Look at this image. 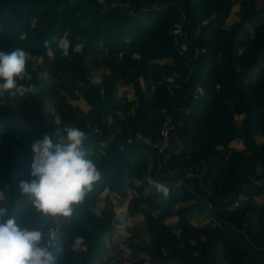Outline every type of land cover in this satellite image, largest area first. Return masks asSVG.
<instances>
[{
	"label": "trees",
	"instance_id": "obj_1",
	"mask_svg": "<svg viewBox=\"0 0 264 264\" xmlns=\"http://www.w3.org/2000/svg\"><path fill=\"white\" fill-rule=\"evenodd\" d=\"M238 1L240 21L226 25ZM183 14L191 41L187 54L170 33ZM255 18L248 37V21ZM201 47L205 53H197ZM17 48L27 54L25 79L18 84L33 90L0 98V206L9 207L25 226L46 236L56 233L50 249L56 264H109L114 246L104 235L115 229L116 211L108 197L99 213L94 208L104 191L124 199L129 189L136 191L129 214L142 215L153 235L151 244L134 245L124 256L131 264L148 259L141 254L151 264H264V200L256 198L263 189L254 180L255 164L264 171V141L256 139L264 134V5L258 7L257 0H0V51ZM32 57L41 62L35 65ZM167 57L174 62L150 65ZM104 67L110 73L94 81ZM127 84L134 86L132 100L119 96ZM191 84L201 85L204 94L188 103L184 95ZM79 97L87 111L69 102ZM47 103L55 113L46 111ZM162 111L172 113L176 125L167 160L180 170L174 178L167 166L159 170L156 148L127 142L137 131L157 137ZM111 115L115 134L109 136ZM66 125L85 132L84 148L101 179L71 218L53 220L35 213L18 185L31 179L32 143ZM237 138L243 149L231 147ZM186 169L196 174L185 177ZM149 177L169 188L166 197L148 184ZM239 199L242 204L229 210ZM204 207L222 227L193 223ZM172 217L175 224L168 223Z\"/></svg>",
	"mask_w": 264,
	"mask_h": 264
},
{
	"label": "clouds",
	"instance_id": "obj_2",
	"mask_svg": "<svg viewBox=\"0 0 264 264\" xmlns=\"http://www.w3.org/2000/svg\"><path fill=\"white\" fill-rule=\"evenodd\" d=\"M47 43V42H46ZM63 55H68V43L63 44ZM26 52L17 48L0 51V98L25 96L32 87L18 84L25 79ZM86 134L70 125L57 128L52 135L31 145L33 160L29 180H21L18 188L30 200L31 209L44 218H71L77 206L84 203L101 172L90 153L84 148ZM148 184L166 197L169 188L148 178ZM2 203V201H0ZM56 238L54 231L47 236L41 229L25 226L10 215L9 207L0 206V264H56L50 250ZM83 238L76 239L81 245Z\"/></svg>",
	"mask_w": 264,
	"mask_h": 264
},
{
	"label": "rangeland",
	"instance_id": "obj_3",
	"mask_svg": "<svg viewBox=\"0 0 264 264\" xmlns=\"http://www.w3.org/2000/svg\"><path fill=\"white\" fill-rule=\"evenodd\" d=\"M31 59L33 60L35 65L37 63L41 62V58H39V57H32ZM256 73L257 72H255V75H256ZM96 75L93 76V79L100 83V79H99L100 75H97V76ZM44 76H46V74H44ZM178 76H180V75H178ZM179 78H177V79H179ZM123 91H124V88L122 86L119 89V96L123 95ZM11 97L14 99L15 96H11ZM69 102L74 106H78V107L82 108L84 111H87L89 108L87 102L84 100L83 97H79L78 99H70ZM46 111H51L52 113H55L54 106L51 103H47L46 104ZM123 113H124V111L122 108L117 111V115L119 117H122ZM56 119L58 120V118H56ZM236 121L239 122L240 117L237 116ZM113 122H115V117L111 115L108 118V124L110 125L109 136H112L113 134H115V130H114L115 124L112 125ZM260 140H262V139L260 138ZM167 168L169 170V173L171 174L170 176L169 175L168 176L170 178L176 177V175H177L176 168L174 169L173 166L170 164H168ZM136 182H138L137 179H136ZM135 194H136L135 190L129 189L127 197L123 199L119 195H117L116 193L109 192L108 190H106L101 194L99 201H98V204L94 208L95 211L97 213H99L100 209L106 204V198L107 197L113 202L114 208L116 211V217L115 218H117V222H115V227L118 229L117 230L114 229L112 232L105 234L104 237H105L107 243H110L109 239H110V241L111 240L114 241L115 242V248H117V250L119 248H122L123 250H126L127 248L131 249L132 246L137 245V244H151V242H150L151 236L148 233L149 231L147 229L148 226L146 224L144 225V223L142 221L143 216L138 214V213L129 214V204H130L132 197ZM256 198L259 201L264 200V191H263L262 195H258ZM181 203L186 204L185 202H181ZM208 211H209L208 208L204 207L202 210V213L195 216V218L193 219V223L194 224L197 223L198 225L208 224L209 222L206 221L209 218V216H208L209 212ZM176 221H177V219L175 217L168 219V223H170V224H175ZM127 238H128V240H126ZM126 251H128V250H126ZM118 254L119 255H117V256L119 259L120 253L118 252ZM141 257H146V256H141ZM119 260H122L123 264L128 263V260H124V258H120ZM142 264H151V258L146 259L144 261V263H142Z\"/></svg>",
	"mask_w": 264,
	"mask_h": 264
},
{
	"label": "built area",
	"instance_id": "obj_4",
	"mask_svg": "<svg viewBox=\"0 0 264 264\" xmlns=\"http://www.w3.org/2000/svg\"><path fill=\"white\" fill-rule=\"evenodd\" d=\"M100 2H104V0H99ZM187 19L183 14L181 20H178L171 27L170 33L173 36V41L177 48L181 53L187 54L190 49L191 41L187 34ZM206 48L201 47L197 48V53H205ZM204 94V88L201 85H188L187 89H185L184 98L188 103L194 102L196 99L200 98ZM185 110L188 108L183 106ZM176 130V125L174 123L173 114L166 113L164 116L163 124L160 128L159 134L157 137H153L151 134H146L142 131H137L134 135L127 138V142L131 143L133 141H142L146 144L157 149L158 152V168L159 170L163 167L167 166V160L169 158L168 150L173 147L172 141L174 137V132ZM108 145L107 140H103L101 142V146L106 147ZM179 170V169H176ZM255 174L259 177L255 176V183L262 187L264 191V171L259 164L254 165ZM180 171V170H179ZM185 177H192L196 174V171L193 169L184 170ZM183 182V178L178 180V185ZM244 194H240V198H245ZM241 200H236L233 204L229 206V210H235L237 207L241 205ZM211 226H219L222 227V222L215 215L211 214L207 220Z\"/></svg>",
	"mask_w": 264,
	"mask_h": 264
},
{
	"label": "crops",
	"instance_id": "obj_5",
	"mask_svg": "<svg viewBox=\"0 0 264 264\" xmlns=\"http://www.w3.org/2000/svg\"><path fill=\"white\" fill-rule=\"evenodd\" d=\"M257 5H258V7H261V6H263L264 5V2L262 1V0H257ZM241 7H242V4H241V1H238L237 3H235V5L233 6V8H232V10H231V12H230V14H229V16H228V18H227V20H226V25H231L232 23H234V22H237V21H240V16H241ZM257 20V18H255V19H253V20H251V21H248V26L251 28L250 29V33L247 35V34H245L246 36H248L249 37V35L251 34V31H253L252 29V26H253V24H254V22ZM39 58H41V57H39ZM42 59V58H41ZM174 62V59L172 58V57H167V58H162V59H155V60H151L150 61V65L151 66H153L155 63H159V64H163V63H169V64H172ZM258 70H259V67H257V68H255V70L253 71V73H252V75H253V77H255L256 75H255V72H258ZM110 73V69H108V68H102L100 71H98L97 72V75H100V77H99V79H100V82H101V80H102V78H103V76L104 75H107V74H109ZM257 74V73H256ZM96 75V76H97ZM181 76V75H180ZM180 76H176V78H179ZM181 78V77H180ZM171 79H173L172 77L170 78V80ZM94 80V79H93ZM94 81H96V80H94ZM97 82V81H96ZM141 84H142V86L143 87H145L146 85H145V81H144V79L143 78H141ZM123 86V88H124V91H123V95L122 96H124V97H127L128 99H130V100H132L133 98H135V91H134V86L132 85V84H127V85H122ZM122 86H120V88L122 87ZM119 88V89H120ZM127 89V90H126ZM126 91V92H125ZM89 107V106H88ZM166 112H164V111H162V114H165ZM123 116V115H122ZM240 117V121L238 122L237 121V123L241 126L242 125V119H243V115H241V114H238V115H236V117ZM256 138H257V141H259L260 140V138L262 139V140H260L259 142H263L264 141V134L262 133V132H260L257 136H256ZM231 147H234L235 149H243L244 147H245V144H244V142L241 140V139H239V138H237V139H235V140H233L232 142H231ZM168 175H171L170 173H169V171H168ZM118 217V216H117ZM176 219H177V217H175ZM143 220V223H144V225L146 224V222H145V220H144V217L142 218ZM208 220V219H207ZM206 220V221H207ZM196 223V222H195ZM197 224V223H196ZM118 226V225H117ZM147 227V226H146ZM115 229L117 230L118 228H116L115 227ZM148 229V228H147ZM148 233L150 234V236H151V239H150V242L152 243L153 242V235L150 233V230L148 229ZM125 236V235H124ZM126 240H128V238L126 239ZM109 244L110 245H113L114 247V249H113V255H111L110 257H107V258H109V264H118L121 260H119L120 258H124V256H126L130 251H131V249L130 248H127L126 250H128V251H126V250H123L122 248H119L118 250H117V248H115V242L114 241H110V239H109ZM118 252L120 253V256H119V259H118V256L117 255H119L118 254ZM128 252V253H127ZM141 256H146L147 258H150L149 256H147V255H145V254H141ZM148 263V262H147ZM127 264H131V261L130 262H128Z\"/></svg>",
	"mask_w": 264,
	"mask_h": 264
}]
</instances>
